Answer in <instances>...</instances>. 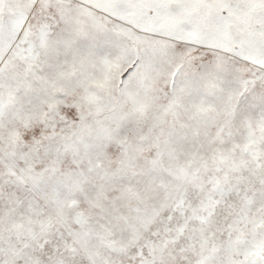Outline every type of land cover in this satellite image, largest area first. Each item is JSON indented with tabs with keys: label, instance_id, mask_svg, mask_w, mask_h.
Masks as SVG:
<instances>
[{
	"label": "snow or ice",
	"instance_id": "1",
	"mask_svg": "<svg viewBox=\"0 0 264 264\" xmlns=\"http://www.w3.org/2000/svg\"><path fill=\"white\" fill-rule=\"evenodd\" d=\"M0 264H264V0H0Z\"/></svg>",
	"mask_w": 264,
	"mask_h": 264
}]
</instances>
